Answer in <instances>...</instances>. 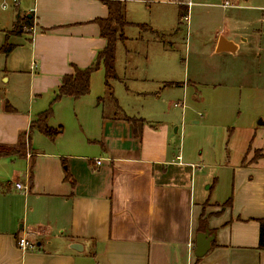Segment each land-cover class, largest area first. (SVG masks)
<instances>
[{"label":"crops","instance_id":"0c3cea01","mask_svg":"<svg viewBox=\"0 0 264 264\" xmlns=\"http://www.w3.org/2000/svg\"><path fill=\"white\" fill-rule=\"evenodd\" d=\"M6 1L7 8L0 4V47L8 42L14 48L0 52V145L25 142L26 155L0 157V181L11 182L0 192V264H264L263 164H233L229 189L227 180H197L202 165L185 160L182 144L175 147L178 127L173 132L168 122L105 113L96 82L102 68L93 72L88 95L54 101L63 77L74 66H92L106 46L97 23L108 16L106 0ZM122 1L130 22H148L157 34L176 30L182 7L197 4ZM254 1L219 3L228 16L215 31L213 52L238 55L249 42V21L264 22V1ZM25 15L32 26L11 33ZM258 34L264 37V30ZM221 38L235 51L218 52ZM133 84V92H150L146 84L138 87L144 84L139 78ZM50 106L51 126L63 122L55 140L31 128ZM248 172L260 180H246ZM205 231L214 240L198 257L197 236ZM23 236L34 242L32 249L20 247Z\"/></svg>","mask_w":264,"mask_h":264},{"label":"rangeland","instance_id":"374dc122","mask_svg":"<svg viewBox=\"0 0 264 264\" xmlns=\"http://www.w3.org/2000/svg\"><path fill=\"white\" fill-rule=\"evenodd\" d=\"M224 1L196 0L191 10L183 6L189 21L181 18L176 30L161 34L152 32L148 22L141 23L147 27L130 22L126 5L130 24L124 28L125 39L117 44L118 78L111 79L108 90L102 68L96 82L99 79L107 115L168 122L173 132L178 127L175 147L182 144L185 160L202 165L196 171L197 180H227L229 189L233 164L256 161L264 165V37L258 34L264 22L249 21V42L241 44L238 55L213 52L215 31L222 29L228 16L219 5ZM247 17L254 14L247 12ZM135 78L144 83L138 87L146 84L150 92H133L130 86ZM183 82H190L188 89ZM252 179L260 177L248 172L246 180Z\"/></svg>","mask_w":264,"mask_h":264},{"label":"trees","instance_id":"16d2710c","mask_svg":"<svg viewBox=\"0 0 264 264\" xmlns=\"http://www.w3.org/2000/svg\"><path fill=\"white\" fill-rule=\"evenodd\" d=\"M108 8V16L106 18H100L97 20V23L100 27V33L102 37H104L107 41L106 46L98 53L96 60L94 61L92 66L87 68H81L78 66H74V72L71 74H67L62 79V84L58 89V92L54 98V101L65 97L71 96L74 98H79L82 96H86L91 91V76L93 72L100 68L105 69V85L108 90H111V79H117L118 76L116 74V51L117 44L119 41L125 39L124 36V28L130 24L126 19V3L122 0H106L105 1ZM187 15L181 10L180 12V20L181 18L186 17ZM32 18L25 16L17 17L14 29L11 33L13 34H22L23 29L28 26H32ZM140 26L147 27V24H139ZM14 46L5 43L2 47H0V52L9 53ZM98 101H102V97L98 99ZM7 109H11L9 104L6 105ZM53 109L50 106L45 111L39 113L31 123L32 129H37L42 132L47 138L50 140H55V138L62 133L63 126L59 125L58 127H53L49 124V120L52 117ZM25 138V135H24ZM256 151H259L258 149ZM26 155V143L22 142L17 147L15 146H5L0 145V157L2 156H12ZM11 182L9 181H0V192L8 191ZM232 198H229L228 201L224 204L231 205ZM260 222V237H259V247L260 249H264V219H259ZM202 225H204V221L202 220Z\"/></svg>","mask_w":264,"mask_h":264},{"label":"water","instance_id":"95a60500","mask_svg":"<svg viewBox=\"0 0 264 264\" xmlns=\"http://www.w3.org/2000/svg\"><path fill=\"white\" fill-rule=\"evenodd\" d=\"M28 17H31V15H29ZM226 43L224 42V38L220 39L217 51L221 52V51H232L234 52L235 50H229V48H226ZM214 240V236L210 235V233L208 231L205 232H199L198 236H197V247H196V255L198 257L204 256L210 249L212 246V241ZM72 248L75 249H80L78 247V245L74 244L72 246Z\"/></svg>","mask_w":264,"mask_h":264},{"label":"built area","instance_id":"2783aa9c","mask_svg":"<svg viewBox=\"0 0 264 264\" xmlns=\"http://www.w3.org/2000/svg\"><path fill=\"white\" fill-rule=\"evenodd\" d=\"M13 2L16 3V4H18L19 3V0H13ZM0 4H1V7L4 8V9L7 8L8 5H9V4H7V1L6 0H3ZM190 4H191V1H190ZM228 4H229L228 1L225 2V5H228ZM100 163L101 162L98 161V164H100ZM17 187L18 188H22V185L18 183L17 184ZM18 242H19L20 247L22 249H25V250L26 249H32L34 247V242L31 239H29L28 237H26V236L20 237L19 240H18Z\"/></svg>","mask_w":264,"mask_h":264}]
</instances>
